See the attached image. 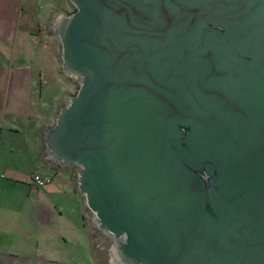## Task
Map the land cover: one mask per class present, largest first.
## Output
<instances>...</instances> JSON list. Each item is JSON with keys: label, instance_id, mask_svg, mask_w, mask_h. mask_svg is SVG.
<instances>
[{"label": "water", "instance_id": "obj_1", "mask_svg": "<svg viewBox=\"0 0 264 264\" xmlns=\"http://www.w3.org/2000/svg\"><path fill=\"white\" fill-rule=\"evenodd\" d=\"M70 2L46 157L112 263L264 264V0Z\"/></svg>", "mask_w": 264, "mask_h": 264}, {"label": "crops", "instance_id": "obj_2", "mask_svg": "<svg viewBox=\"0 0 264 264\" xmlns=\"http://www.w3.org/2000/svg\"><path fill=\"white\" fill-rule=\"evenodd\" d=\"M72 6L70 0H0V157L3 160L5 155H14L12 146L16 142L8 138L3 146V137L18 134L23 126L27 128L24 144L28 147L21 152L27 165L0 163V186L5 181L2 177L9 175L15 178L9 180L11 183L30 190L29 196L36 191L40 201L34 214L36 225L29 227L37 234L36 243L22 234L14 246L3 252L10 261L14 256L26 264H40L36 258L58 263L64 252L70 259L73 247H66L67 234L73 235L71 224L76 223V231L80 230L82 211L86 216L87 205L75 186L70 167L49 161L45 143L46 131L75 94L76 80L63 71L62 45L53 32L55 19L69 14ZM35 175L50 178V182L37 187ZM60 222L62 234L58 233ZM51 227L58 240L53 235L41 238L40 233ZM2 228L0 217V233Z\"/></svg>", "mask_w": 264, "mask_h": 264}, {"label": "rangeland", "instance_id": "obj_3", "mask_svg": "<svg viewBox=\"0 0 264 264\" xmlns=\"http://www.w3.org/2000/svg\"><path fill=\"white\" fill-rule=\"evenodd\" d=\"M73 11H75L74 5L71 7V12ZM79 86V81L76 80L75 93L78 91ZM26 133L27 128L23 126L18 134H5L6 136L3 137L2 141L3 146L8 142V138H10L9 141L16 142V145L12 146L15 148L14 155L7 153L8 155H5L3 160L0 157L1 164L12 163L17 165H27L24 152L21 153L22 148L25 149V147H27L24 144ZM69 171L74 180L75 186L78 188L77 168L75 166L70 167ZM1 173L2 172H0V174ZM2 179L5 181H3L0 186V217L3 227V230L0 233V264H26L24 261H21L14 256L10 257L11 261L8 260V257L5 256L3 252L7 251L10 246H14L15 243L19 241L22 234L25 235L27 239L30 238L36 243L37 234L29 229V227L32 228L34 224L36 225L34 214L40 206V201L37 198L38 195L36 191L30 192L31 195L29 196L30 190L26 186L20 183H11L9 181L12 179L14 180L15 178H11L8 175L7 177H2ZM83 198L86 202L84 196ZM84 215L85 214L82 211L79 222L80 230L78 232L76 231V223L74 225L71 224V227H73V235L71 232L67 234L69 244L66 247H73V254H71L72 257L70 259L66 258L68 253L64 252V257L58 263L36 258L40 264H114L111 262L107 251L108 247L110 248V245L114 242L113 237L104 233L98 228V226L89 221L88 208H86L87 217ZM84 217L86 218L84 219ZM63 222L58 224V233L60 234L63 233V228L61 226ZM54 233L55 231L51 227L50 231L40 233V237H52L53 235L55 240H58V237L55 236ZM36 259L33 258L32 261H36ZM30 264H34V262H31Z\"/></svg>", "mask_w": 264, "mask_h": 264}, {"label": "built area", "instance_id": "obj_4", "mask_svg": "<svg viewBox=\"0 0 264 264\" xmlns=\"http://www.w3.org/2000/svg\"><path fill=\"white\" fill-rule=\"evenodd\" d=\"M33 182L37 187H44L48 182H50V178H44L39 175L33 176Z\"/></svg>", "mask_w": 264, "mask_h": 264}, {"label": "flooded vegetation", "instance_id": "obj_5", "mask_svg": "<svg viewBox=\"0 0 264 264\" xmlns=\"http://www.w3.org/2000/svg\"><path fill=\"white\" fill-rule=\"evenodd\" d=\"M113 244V243H112ZM112 244L110 245V248H111V246H112ZM109 248V247H108ZM112 262V261H111Z\"/></svg>", "mask_w": 264, "mask_h": 264}]
</instances>
